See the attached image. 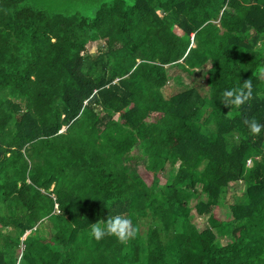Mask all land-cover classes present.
I'll use <instances>...</instances> for the list:
<instances>
[{
  "label": "trees",
  "instance_id": "1",
  "mask_svg": "<svg viewBox=\"0 0 264 264\" xmlns=\"http://www.w3.org/2000/svg\"><path fill=\"white\" fill-rule=\"evenodd\" d=\"M85 2L0 0V264H264V0ZM115 214L144 237H89Z\"/></svg>",
  "mask_w": 264,
  "mask_h": 264
},
{
  "label": "rangeland",
  "instance_id": "2",
  "mask_svg": "<svg viewBox=\"0 0 264 264\" xmlns=\"http://www.w3.org/2000/svg\"><path fill=\"white\" fill-rule=\"evenodd\" d=\"M30 3L33 5H37L41 7L46 13L48 14H55V13H60V14H66L68 12H80L81 14H91L93 11V8L91 7L90 4L86 3L85 1L88 2V0H29ZM104 45L103 41H97V42H89L85 46V54L89 55H96L99 51V48ZM180 79L182 83L189 85L191 83V79L186 75L184 72L179 73ZM168 91V89H165V92ZM64 130V128L62 129ZM138 152V151H137ZM247 165L250 164V162L247 161ZM177 164L173 166H168V172L164 173V176L166 177L167 181L169 182L172 179L173 173L176 171ZM230 197L231 195L226 196V200L230 202ZM234 200V198L232 197ZM228 204L226 203L222 206L215 207L212 209V214L220 219V220H228L230 219V211L228 208ZM207 216H197L196 214H193V216L190 218L192 224L196 227L197 230L201 231L205 228L208 227L207 221H206ZM44 228H38L39 229V234L42 236L43 240H46V242L49 241L48 239V234L47 231H49L51 228L49 225H46V223L43 224ZM148 227V222L145 220L142 221H137L136 222V235L143 238L144 233L146 232V229ZM6 228L3 226H0V230L4 231ZM34 231V230H33ZM26 233H30V231H27ZM217 242L220 245H223L225 243H228L232 241L230 235L226 232H215ZM22 248V247H21ZM8 261L12 262V256H7Z\"/></svg>",
  "mask_w": 264,
  "mask_h": 264
},
{
  "label": "clouds",
  "instance_id": "3",
  "mask_svg": "<svg viewBox=\"0 0 264 264\" xmlns=\"http://www.w3.org/2000/svg\"><path fill=\"white\" fill-rule=\"evenodd\" d=\"M260 42H258L259 45ZM258 74L264 75V67L258 69ZM252 82L247 80L240 83L239 86L225 89L222 93L223 99L221 103L225 106L239 107L243 105L251 95ZM248 131L252 135H259L264 129V124L258 122L256 119L245 120ZM136 228L133 225L132 219L123 215L115 214L106 219H101L95 223L89 224L88 235L91 239L100 241L105 236H113L121 243L127 242L130 238L135 237Z\"/></svg>",
  "mask_w": 264,
  "mask_h": 264
},
{
  "label": "built area",
  "instance_id": "4",
  "mask_svg": "<svg viewBox=\"0 0 264 264\" xmlns=\"http://www.w3.org/2000/svg\"><path fill=\"white\" fill-rule=\"evenodd\" d=\"M249 162V161H248Z\"/></svg>",
  "mask_w": 264,
  "mask_h": 264
}]
</instances>
